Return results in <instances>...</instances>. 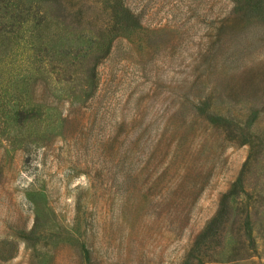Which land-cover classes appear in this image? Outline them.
Returning a JSON list of instances; mask_svg holds the SVG:
<instances>
[{
  "label": "rangeland",
  "instance_id": "rangeland-1",
  "mask_svg": "<svg viewBox=\"0 0 264 264\" xmlns=\"http://www.w3.org/2000/svg\"><path fill=\"white\" fill-rule=\"evenodd\" d=\"M124 3L0 0V264H264V0Z\"/></svg>",
  "mask_w": 264,
  "mask_h": 264
},
{
  "label": "trees",
  "instance_id": "trees-1",
  "mask_svg": "<svg viewBox=\"0 0 264 264\" xmlns=\"http://www.w3.org/2000/svg\"><path fill=\"white\" fill-rule=\"evenodd\" d=\"M109 3H112V5L109 6L112 9V22L114 25L113 27L115 37L119 34L130 32L140 27V22L138 21V18L135 17L131 9L125 5L124 0H108V4ZM1 33H3L2 30H0V34ZM95 69L96 66L94 68H91V72L93 73ZM17 102L18 105L14 106L15 109L11 110V113H9L10 111H7V104L2 103L1 119L3 118L4 120H6L8 114H11L9 118L14 120L18 127L23 128L27 123H32L34 120L40 118L39 109L36 105L28 103L24 99L18 100ZM206 108H208V106H206ZM214 118L217 121L218 119H220V117L217 115L214 116ZM22 145H30V140L23 139ZM218 222L219 218L214 224L217 225ZM31 233L32 235H28L29 238H32L36 235L35 231ZM85 252L88 254L87 251Z\"/></svg>",
  "mask_w": 264,
  "mask_h": 264
}]
</instances>
